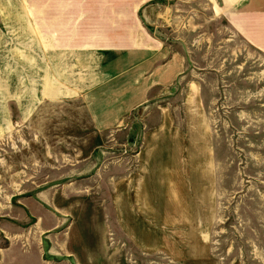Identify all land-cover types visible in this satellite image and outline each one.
Listing matches in <instances>:
<instances>
[{
  "label": "rangeland",
  "instance_id": "374dc122",
  "mask_svg": "<svg viewBox=\"0 0 264 264\" xmlns=\"http://www.w3.org/2000/svg\"><path fill=\"white\" fill-rule=\"evenodd\" d=\"M165 3L183 70L116 115L100 58L47 73L0 0V264H264V3Z\"/></svg>",
  "mask_w": 264,
  "mask_h": 264
},
{
  "label": "crops",
  "instance_id": "0c3cea01",
  "mask_svg": "<svg viewBox=\"0 0 264 264\" xmlns=\"http://www.w3.org/2000/svg\"><path fill=\"white\" fill-rule=\"evenodd\" d=\"M30 25L41 32L42 48L32 50L38 61L46 60L50 72L53 56L57 72H70L71 51L89 60L94 72L115 74L112 114L143 103L151 90L169 87L182 72L183 53L166 43L157 26L166 24L165 0H25ZM212 8H259L263 0H210ZM26 5V4H25ZM27 6V7H28ZM77 28H76V27ZM149 26V27H148ZM150 26H156L153 31ZM34 33V31H33ZM38 41V42H39ZM100 58L97 63L94 58ZM94 59V60H92ZM113 78V77H112ZM48 76L47 91L59 90ZM111 104V103H110ZM112 106V105H111ZM96 111V119L102 120Z\"/></svg>",
  "mask_w": 264,
  "mask_h": 264
}]
</instances>
